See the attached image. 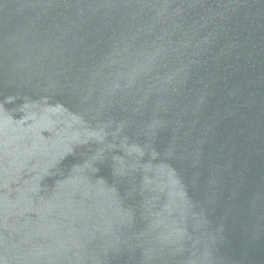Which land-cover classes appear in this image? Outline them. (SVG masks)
Returning a JSON list of instances; mask_svg holds the SVG:
<instances>
[{
	"label": "water",
	"instance_id": "obj_1",
	"mask_svg": "<svg viewBox=\"0 0 264 264\" xmlns=\"http://www.w3.org/2000/svg\"><path fill=\"white\" fill-rule=\"evenodd\" d=\"M0 264H264V0H0Z\"/></svg>",
	"mask_w": 264,
	"mask_h": 264
}]
</instances>
